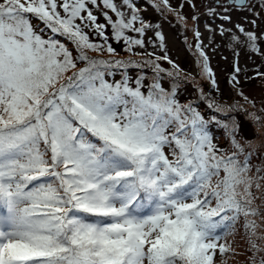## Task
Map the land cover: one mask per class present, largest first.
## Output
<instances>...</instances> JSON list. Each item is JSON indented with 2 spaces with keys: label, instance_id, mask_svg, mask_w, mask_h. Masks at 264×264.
<instances>
[{
  "label": "snow or ice",
  "instance_id": "snow-or-ice-1",
  "mask_svg": "<svg viewBox=\"0 0 264 264\" xmlns=\"http://www.w3.org/2000/svg\"><path fill=\"white\" fill-rule=\"evenodd\" d=\"M94 9L116 19L103 11L106 23H98ZM109 26L113 41L140 55L133 48L143 39L126 32L143 37L150 26L133 0H0V264H214L241 217L261 251L248 219L260 215L249 207L252 153L234 134L230 155L213 144L208 125L219 121L179 103L176 65L168 91L155 61L89 57L117 54ZM238 31L245 39L233 41L258 52V38ZM199 56L211 79L207 56ZM149 64L148 85L128 73ZM112 69L123 71L109 82Z\"/></svg>",
  "mask_w": 264,
  "mask_h": 264
},
{
  "label": "rangeland",
  "instance_id": "rangeland-1",
  "mask_svg": "<svg viewBox=\"0 0 264 264\" xmlns=\"http://www.w3.org/2000/svg\"><path fill=\"white\" fill-rule=\"evenodd\" d=\"M114 2L118 6L121 5V0H114ZM133 4L145 24L151 21L153 23L146 29L143 37H139L137 33H134L133 37L141 38L145 43L150 34V28L153 27L152 31L162 37L161 42L166 56L173 60L180 70L176 98L188 92V95L195 97L196 100L199 99L203 106L213 113L211 117L220 119L222 125L227 124L229 128L235 127L236 116L242 115L254 127L255 137L252 140L239 139L238 141L244 147L245 153H252L250 157H253V161L256 160L248 173L253 179L251 192L253 197H256L249 207L257 209L260 215L250 216L248 219L254 220L257 225L256 234L251 236V239L261 251L251 247L249 232L243 227L244 218L241 217L234 229L229 232L230 234L220 241L230 245V248L223 255L217 250L214 264H261L264 260V180H260L259 177L264 176V171L257 173L256 169H264V111H261L264 109V76L257 73H264V8L260 6V0H246L243 6H235L233 0H168L167 5L162 0H133ZM121 10L129 11L126 7ZM93 11L103 16V11L108 10L94 9ZM108 14L114 20L116 19L110 11ZM104 22L106 23L103 16ZM140 26L139 24L138 27ZM239 28L253 33L258 38L255 42L258 52H253L247 43L233 41V36H238L240 40L245 39L239 33ZM109 32L112 38L110 26ZM197 32L199 37L196 35ZM57 38L63 41L62 37ZM197 45L200 46L199 49ZM112 47L117 53L115 56H109L106 52L101 55L92 51H89L88 55L93 59L103 60L155 61L166 70L160 74L162 86L168 91L171 90L173 79L167 75V72L176 71L172 64L165 59L157 60L156 57H147V53L143 54L140 51H137L140 55H133L125 51L124 44L119 46V51L115 46L112 45ZM201 50L208 58L211 79L203 74L198 63L203 60L199 56ZM82 66V64L78 65V67ZM237 67L240 69L239 72L236 71ZM145 70L147 72H142ZM112 71L116 74L106 76L109 82L119 80L123 69H112ZM128 73L133 79L143 75L145 85L152 83L155 75L151 64L143 68H129ZM233 77L236 79L234 80ZM181 85L186 87L180 88ZM190 87H194L191 93ZM188 103L192 102L188 101ZM209 103L221 106L224 111L217 112L215 109H210ZM196 108L198 111L201 110ZM252 114L259 116L260 120L256 121ZM230 149H232L231 146ZM257 182L261 185L259 190L256 188Z\"/></svg>",
  "mask_w": 264,
  "mask_h": 264
},
{
  "label": "trees",
  "instance_id": "trees-1",
  "mask_svg": "<svg viewBox=\"0 0 264 264\" xmlns=\"http://www.w3.org/2000/svg\"><path fill=\"white\" fill-rule=\"evenodd\" d=\"M94 12V11H93ZM94 15L97 16V22L98 23H101V24H105V22L103 23V16L102 15H99L98 13L94 12ZM35 22L34 24H37L38 21H33ZM139 23H137L135 26L138 27ZM146 25H149V26H152L153 23L151 21V23H148ZM153 27L150 28V34H148L147 36V42L144 43V47L143 48H137V47H134L133 48V52H137V51H140L142 52L143 54H146L147 57H163L164 55H166L165 53V48L163 47V44H162V39L160 35H158L156 32L152 31ZM85 31H88L87 29H85ZM105 34L109 36V43L113 46L116 47V50L119 51V46H121L123 44V42H120V43H116L112 40L111 38V35H110V32H109V27L106 28L105 30ZM127 35L129 36H132L134 35V33L132 32H126ZM89 38L92 42L94 43H102V40L95 36V34L93 33H89ZM151 54V55H149ZM166 62H169L171 61L172 65H175L174 64V61L171 60L169 57H167V59H165ZM161 66V65H160ZM142 72H147V70L145 71H142ZM258 75V73H257ZM186 87V85H181L180 88H184ZM178 88V91H180ZM193 88L194 87H190L189 90H190V93L193 91ZM178 94H180L178 92ZM176 95H177V92H176ZM177 100L179 101V103H182L183 105H187L188 101H191L192 104L195 106V107H198L200 108V113L206 118V119H210L212 118L210 115H212L213 113L212 112H209L208 109H206L204 106H203V103L199 100V99H195V97H192L190 95H188V92L186 93H183V95H178V98ZM189 104V103H188ZM217 121H219V123H210L208 125V128H209V131H210V135L212 136L213 138V144L220 150H222V154H225V155H230L231 152L233 151L232 149H230V146L232 147L231 145V141L233 139V134L235 136V139L238 141L239 139H245L247 141H250L252 140L254 137H255V130H254V127L252 126L251 122L245 118L244 116L242 115H238L236 116V126L235 127H230L229 126L227 128H225L222 124H221V120L220 119H216ZM239 142V141H238ZM259 156H257L258 158ZM256 158V159H257ZM239 159L241 161L244 160V156H240ZM250 159V167L253 166V163L256 161H253V157L249 158ZM216 182V178H213V185L215 184ZM221 233L225 232L224 229H220L219 230ZM231 231V228L228 229V233ZM227 233L224 235L226 236Z\"/></svg>",
  "mask_w": 264,
  "mask_h": 264
},
{
  "label": "water",
  "instance_id": "water-1",
  "mask_svg": "<svg viewBox=\"0 0 264 264\" xmlns=\"http://www.w3.org/2000/svg\"><path fill=\"white\" fill-rule=\"evenodd\" d=\"M234 4H235L236 6H243V5L245 4V0H243V2H241V0H235V1H234Z\"/></svg>",
  "mask_w": 264,
  "mask_h": 264
},
{
  "label": "flooded vegetation",
  "instance_id": "flooded-vegetation-1",
  "mask_svg": "<svg viewBox=\"0 0 264 264\" xmlns=\"http://www.w3.org/2000/svg\"><path fill=\"white\" fill-rule=\"evenodd\" d=\"M234 1H235V0H233V4H234ZM245 2H246V0H245ZM234 5H235V4H234ZM235 6H236V5H235Z\"/></svg>",
  "mask_w": 264,
  "mask_h": 264
}]
</instances>
